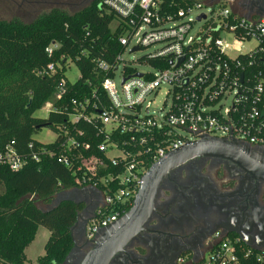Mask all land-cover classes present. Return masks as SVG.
<instances>
[{
    "label": "built area",
    "instance_id": "1",
    "mask_svg": "<svg viewBox=\"0 0 264 264\" xmlns=\"http://www.w3.org/2000/svg\"><path fill=\"white\" fill-rule=\"evenodd\" d=\"M98 5L101 14L114 16L111 23L123 48L113 62H95L103 76L99 86L90 97L57 106L67 92L68 79H61L48 114H65L68 123H54L55 140L28 156L13 143L0 154V163L12 171L28 162L55 159L73 170L78 189L97 190L101 204L86 226L88 240L122 217L133 205L144 174L168 153L204 137L264 147V17H246L236 0H100ZM202 8L209 15L190 17ZM202 15L205 18L198 21ZM195 23L202 27L191 34ZM224 34L231 36L230 44ZM251 40L256 46L239 54ZM57 47L52 42L47 55ZM127 50L146 51L136 64L149 70L137 71L122 60ZM230 52L237 55L232 58ZM252 54H260L261 69L244 77L239 56ZM63 61L66 77L70 61ZM57 68L62 65L50 62L37 75L51 76ZM117 73L119 88L114 83ZM162 85L167 86V110L150 113ZM250 255L238 236L217 230L204 251L182 255L177 264H243Z\"/></svg>",
    "mask_w": 264,
    "mask_h": 264
},
{
    "label": "trees",
    "instance_id": "2",
    "mask_svg": "<svg viewBox=\"0 0 264 264\" xmlns=\"http://www.w3.org/2000/svg\"><path fill=\"white\" fill-rule=\"evenodd\" d=\"M99 1L82 0L86 4L74 12L53 8L28 23L0 20V154L13 143V148L28 156L45 146L33 138L42 128L67 125L62 113H50L46 118L34 115L52 97L61 79H66L63 59L74 63L80 76L74 83L66 80L67 92L57 106L90 97L103 79L95 62H113L122 51L118 33L109 29L114 16L101 14ZM52 42L58 47L49 57L46 49ZM252 59L255 62L249 66ZM239 60L244 77L261 69L260 54L240 55ZM50 62L60 63L62 68L51 76H38ZM101 141L97 139V143ZM76 188L73 170L55 159L28 162L18 171L0 163V264H29L25 249L39 227L47 229L49 236L37 264H62L73 247L71 228L82 205L62 201L54 207L52 203L59 193ZM243 264H264V251L251 250Z\"/></svg>",
    "mask_w": 264,
    "mask_h": 264
},
{
    "label": "flooded vegetation",
    "instance_id": "3",
    "mask_svg": "<svg viewBox=\"0 0 264 264\" xmlns=\"http://www.w3.org/2000/svg\"><path fill=\"white\" fill-rule=\"evenodd\" d=\"M262 2L242 0L239 6H243L241 12L245 15L264 16ZM248 146L264 158V147ZM89 195L79 212L78 227H84L74 237L76 244L70 264H81L113 227L112 224L101 229L93 240L86 238V226L101 204L99 196ZM263 214V180L226 159L196 157L164 177L153 210L140 231L108 264H177L182 255L204 251L217 230L238 236L241 241L264 244Z\"/></svg>",
    "mask_w": 264,
    "mask_h": 264
},
{
    "label": "water",
    "instance_id": "4",
    "mask_svg": "<svg viewBox=\"0 0 264 264\" xmlns=\"http://www.w3.org/2000/svg\"><path fill=\"white\" fill-rule=\"evenodd\" d=\"M252 1L258 4V0ZM258 6L262 7L261 5ZM240 7L241 9L243 8V6ZM257 16L264 17L260 14ZM246 17L250 16L246 15ZM204 18V15H202L198 17V21ZM136 50L137 47L132 51ZM137 76L139 77L140 75ZM203 156L217 157L231 161L238 164L239 167L249 172L255 178L264 181V158L250 149L247 144L214 137H204L199 141L187 144L174 152L168 153L164 158L160 159L147 170L142 178L141 187L129 211L120 217V219L113 224V227L99 239L93 250L88 253L81 264H108L111 257L118 253L122 247L140 231L141 226L153 210L155 198L164 177L186 161ZM89 194L100 197L99 192L93 188H76L59 193L54 199L52 206L55 207L62 201H70L76 205H83L87 198L86 195ZM80 196L83 198H80ZM259 214L262 215V211L259 212ZM259 214H257V216ZM79 216L80 213L77 215V220L71 228L73 247L62 264H70L72 252L76 244L74 237L76 233H79L84 227V225L80 226V228L78 227ZM258 219L259 221L261 220L259 217ZM242 242L251 250L259 252L264 251L263 243L254 244L243 240Z\"/></svg>",
    "mask_w": 264,
    "mask_h": 264
},
{
    "label": "rangeland",
    "instance_id": "5",
    "mask_svg": "<svg viewBox=\"0 0 264 264\" xmlns=\"http://www.w3.org/2000/svg\"><path fill=\"white\" fill-rule=\"evenodd\" d=\"M237 1V0H236ZM82 0H0V20H12L19 19L25 23L32 21L38 14L48 11L53 8L67 10L69 12H74L80 10L86 3H81ZM241 5L242 0L237 1ZM98 10H100L99 5H97ZM209 10L201 9L194 10L192 15L190 16L192 19H195L197 15L203 13L205 15H209ZM240 12V11H239ZM202 27V23H195L193 25V29L191 34H195ZM109 29L112 32H116V27L113 23L110 22ZM118 33V32H117ZM127 31L124 30L123 34H126ZM226 43L230 44L232 42L231 36L226 34L223 35ZM135 45V39L131 41L128 50ZM256 46V42L254 40L246 41L243 44V48L239 54H244L250 52ZM128 50L124 52L122 55V60L128 61L136 67L137 71H146L149 70L147 67L139 66L136 64V60L142 57L146 51H138L132 54L128 53ZM237 54L230 52L229 56L234 58ZM68 72L66 74V78L69 82L74 83L78 80L80 74L76 65L72 62L68 63ZM115 86L119 88V76L118 73L114 79ZM166 85H162V88L155 96L154 100L151 102V106L149 108L150 113H159L160 109H163L165 112L167 110L164 105L165 100V89ZM53 98H49V100L45 103V105L37 111L34 115L39 118H46L48 114V105H52ZM56 134L49 127H44L40 130L38 134L34 135V139L40 143L48 144L52 143L55 140ZM86 197H90V195H86ZM80 198H83L80 196ZM49 232L44 227H39L37 234L35 236L34 241L30 244L29 247L25 249V255L29 264H37V259L40 256L44 255V245L48 239Z\"/></svg>",
    "mask_w": 264,
    "mask_h": 264
},
{
    "label": "crops",
    "instance_id": "6",
    "mask_svg": "<svg viewBox=\"0 0 264 264\" xmlns=\"http://www.w3.org/2000/svg\"><path fill=\"white\" fill-rule=\"evenodd\" d=\"M243 14V13H242Z\"/></svg>",
    "mask_w": 264,
    "mask_h": 264
}]
</instances>
